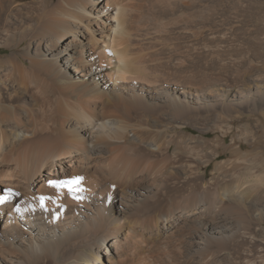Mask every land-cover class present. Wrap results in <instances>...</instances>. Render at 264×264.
Returning a JSON list of instances; mask_svg holds the SVG:
<instances>
[{
    "label": "bare ground",
    "instance_id": "1",
    "mask_svg": "<svg viewBox=\"0 0 264 264\" xmlns=\"http://www.w3.org/2000/svg\"><path fill=\"white\" fill-rule=\"evenodd\" d=\"M1 49L0 264H264V0H0Z\"/></svg>",
    "mask_w": 264,
    "mask_h": 264
},
{
    "label": "snow or ice",
    "instance_id": "2",
    "mask_svg": "<svg viewBox=\"0 0 264 264\" xmlns=\"http://www.w3.org/2000/svg\"><path fill=\"white\" fill-rule=\"evenodd\" d=\"M83 177L81 176H76L71 179H61V180H51L49 181V184L51 187L58 189V190H63L66 189L68 194L71 195L75 199H80L81 197L79 196V193L83 192L84 189L81 186ZM12 194L9 193L8 195L5 196H0V204L6 202ZM51 197H40V202L41 206H44L45 200H49ZM20 209L17 208V211Z\"/></svg>",
    "mask_w": 264,
    "mask_h": 264
},
{
    "label": "rangeland",
    "instance_id": "3",
    "mask_svg": "<svg viewBox=\"0 0 264 264\" xmlns=\"http://www.w3.org/2000/svg\"><path fill=\"white\" fill-rule=\"evenodd\" d=\"M10 50L9 49H1L0 50V55H4V54H6L7 52H9ZM238 128H236L235 129V131L233 132V133H231L230 135H229V137L227 138V141H228V143L229 144H231L233 141H237L236 142V144H235V146L236 145H238L239 144V141H238V139H235L236 138V134H238V132H239V129L237 130ZM192 131H193V133H198V131H196V129H194V128H192ZM215 133H211V137H215ZM232 136V137H231ZM234 138V139H233ZM251 138V137H250ZM250 138H248V140H244V139H242V148H243V151H245V152H247V153H249V154H252V155H254L255 153V151H259L260 150V147L258 146V144H256L255 142H253V141H251L250 140ZM233 140V141H232ZM250 143V144H249ZM234 145V144H233ZM264 149V148H263ZM251 155V156H252ZM226 156V157H225ZM230 156V151L228 152H226L225 154H223V157L224 158H227V157H229ZM264 158V154L263 155H259L258 157H257V159H258V161L260 162V161H262V159Z\"/></svg>",
    "mask_w": 264,
    "mask_h": 264
}]
</instances>
